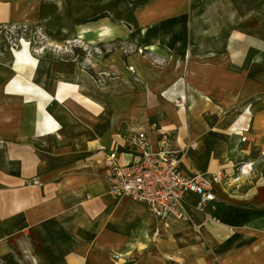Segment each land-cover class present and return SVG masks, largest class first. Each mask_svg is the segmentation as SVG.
Segmentation results:
<instances>
[{
	"label": "crops",
	"instance_id": "1",
	"mask_svg": "<svg viewBox=\"0 0 264 264\" xmlns=\"http://www.w3.org/2000/svg\"><path fill=\"white\" fill-rule=\"evenodd\" d=\"M91 10L75 0H0V40L3 27L24 25L39 26L53 42L69 39L80 33L79 24ZM86 28L105 29L102 38L110 41L155 42L109 21ZM230 37L224 66L236 69L245 63V50L236 47L241 34ZM178 44L169 46L173 53L160 66L115 47L88 69L29 50L18 64L8 49L0 57V150L7 166L16 161L19 168L16 177L0 178L6 187L3 219H19L22 227L38 219L36 200L23 186L31 176L41 182L36 195L45 197L37 203L52 204L55 210L48 214L60 213L55 223L33 231L43 237L33 248L38 261H30L27 245L14 264H264V75L252 84L246 74L236 82L230 75L217 76V69L203 71L197 58L185 60ZM99 71L100 86L94 81ZM174 81V90L186 94L183 108L159 96ZM208 85L224 95L217 101L202 96L213 91ZM217 108L227 112L207 111ZM163 133L181 153V174H223L213 183L215 200L203 210L194 208L195 194L184 196L188 218L159 220L143 203L107 190L96 147L116 149L123 163L142 149L157 150ZM13 188H21L20 194ZM5 234L12 236V230ZM9 249L4 247L5 253Z\"/></svg>",
	"mask_w": 264,
	"mask_h": 264
},
{
	"label": "rangeland",
	"instance_id": "2",
	"mask_svg": "<svg viewBox=\"0 0 264 264\" xmlns=\"http://www.w3.org/2000/svg\"><path fill=\"white\" fill-rule=\"evenodd\" d=\"M75 1L92 7L91 11L85 13L84 19L79 24L80 37L75 36L53 42L37 25L5 26L2 28L4 30V41L0 40V57L5 55L8 49L15 52L16 63L18 64L22 54L29 50L34 54H42L51 58L74 60L83 69H88L92 68L93 64L96 63L93 61L94 58H102L107 49L115 47L120 49L123 55L137 52L149 58L154 65L160 66L167 63L169 58L166 55L173 53L169 46L179 43L178 46L181 45L182 55L185 56V60L197 58L199 64L203 67V71H214L217 69V76H225L228 79V75H230L236 82H240L239 78L241 75L246 74L253 81L252 84L260 79L261 74L264 75V0ZM122 15H127V18H121ZM106 21L123 25L130 35H138L139 33L152 38L155 42L146 44L148 46H143L137 45L136 42L130 39L123 40L117 37L110 41L104 39L107 36L105 29L100 28L97 31H92L86 28L88 25L95 26ZM15 30H20L17 33L18 35L15 34ZM133 30L136 33L131 34ZM10 32H14V34ZM84 32H93L94 36L96 32H99L98 35L102 33V36L89 38L86 37ZM237 33L241 34V38L237 41L236 47L245 50V63L242 67L230 69L224 66V59L228 54V50L225 49L227 46L226 42L230 35ZM19 35L22 36L21 39ZM22 41L27 43L28 49H22ZM158 50L161 56L154 53ZM126 67L132 71L130 65L126 64ZM100 73L101 71L94 75V81L98 86L102 85ZM175 84L176 82L174 81L172 85L160 91L159 96L171 101V96L174 93L183 94L187 102L184 89L174 90ZM182 85L183 82L181 81L180 87ZM208 89L213 91L202 96L208 97L212 101H217L219 96L224 95L222 89L218 91L213 85H208ZM164 91L165 93H163ZM209 94H214V97L208 96ZM214 110L208 109L207 111L210 115L216 114L219 116L227 112V110L223 111L219 108ZM166 138L171 140L169 134L166 135ZM133 139L136 140V133ZM14 163L17 162L13 161L10 166H7L0 150L1 179L7 180L10 179V176L16 177L19 174L17 170L19 168ZM3 183L0 186V264H14V261L20 259L21 253L26 250L27 245L30 250L28 252V256L31 258L30 261L36 263L40 253L34 251L33 248L37 246L38 240L43 237L42 235L37 236L38 232L32 235L33 231H37L38 228L44 227L48 223H55V218L60 213L53 214L52 211V214H48L49 210H55L54 206L46 202L37 203L39 199L43 200L45 197L44 195H36L37 186L41 185V182L37 176H31L23 180V186L26 187L25 190L30 200H36L33 207L35 208L34 216L38 219H34L31 225H25L24 227H22V221L19 219L4 220L3 199L6 187ZM20 190L21 188L12 189L13 193L17 194H20ZM5 229L8 232L12 230V236L7 237ZM4 247H10L8 253H5ZM41 254L43 255L44 253L41 252ZM49 254L50 256L55 255L51 251ZM57 255L59 254L57 253L55 256ZM58 258L56 257V259ZM51 259L49 257V260Z\"/></svg>",
	"mask_w": 264,
	"mask_h": 264
},
{
	"label": "built area",
	"instance_id": "3",
	"mask_svg": "<svg viewBox=\"0 0 264 264\" xmlns=\"http://www.w3.org/2000/svg\"><path fill=\"white\" fill-rule=\"evenodd\" d=\"M14 32L17 34L16 30ZM19 38L22 36L19 35ZM171 101L182 108L186 98L183 94L174 93ZM193 145L189 144L190 147ZM96 152L102 153L108 193L114 197L128 196L143 203L159 220L169 215L179 219L188 218L184 200L188 193L197 197L194 208L203 210L207 203L215 200L213 183L223 179L221 170L213 171L210 178L202 174H181L177 169L181 153L171 147L165 133L162 134L161 145L157 150L142 149L123 163L118 162L116 149L105 152V147L99 145ZM240 172H243L241 168ZM230 233H233L232 229Z\"/></svg>",
	"mask_w": 264,
	"mask_h": 264
},
{
	"label": "bare ground",
	"instance_id": "4",
	"mask_svg": "<svg viewBox=\"0 0 264 264\" xmlns=\"http://www.w3.org/2000/svg\"><path fill=\"white\" fill-rule=\"evenodd\" d=\"M18 27V26H17ZM77 32V31H76ZM133 32H134V30H133ZM240 34H233V35H231V37H230V40H232V39H234V38H236V37H238ZM77 37H80V33L77 35ZM22 43H23V47H22V49H28V46H27V43L25 42V41H22ZM232 45V43L230 42L229 44H228V47H230ZM141 56V55H140ZM143 61V60H142ZM146 61V60H145ZM151 64V63H150ZM142 65V64H141ZM186 109L184 108V111H185ZM111 120V119H110ZM181 145V144H180ZM5 255V254H4ZM8 255V254H7ZM18 255V254H17ZM13 257V256H12Z\"/></svg>",
	"mask_w": 264,
	"mask_h": 264
},
{
	"label": "trees",
	"instance_id": "5",
	"mask_svg": "<svg viewBox=\"0 0 264 264\" xmlns=\"http://www.w3.org/2000/svg\"><path fill=\"white\" fill-rule=\"evenodd\" d=\"M20 30H16V32L18 33Z\"/></svg>",
	"mask_w": 264,
	"mask_h": 264
}]
</instances>
